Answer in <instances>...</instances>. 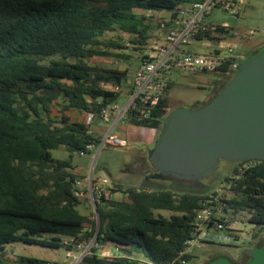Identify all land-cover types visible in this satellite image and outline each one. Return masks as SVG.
Here are the masks:
<instances>
[{"label": "trees", "instance_id": "1", "mask_svg": "<svg viewBox=\"0 0 264 264\" xmlns=\"http://www.w3.org/2000/svg\"><path fill=\"white\" fill-rule=\"evenodd\" d=\"M192 1L204 0H0V264H61L17 254L9 246L21 241L70 250L95 232L98 244H111L119 254L105 257L93 247L79 264H187L193 255L186 251V241L193 237L196 214L205 206L213 209L207 227L222 224L221 229L239 239L230 226L238 220L249 222L258 232L242 243L246 248L263 245L262 159L238 161L225 176L223 189L206 193L113 184L110 189L119 194L103 196L95 207L75 194L76 179L87 176L74 171L72 155L93 139L96 145L101 141V135L88 133L91 123L77 114H98L133 86L129 68L91 64L88 59L130 60L137 70L147 57L154 29L163 36L156 42L164 41L175 26L179 5ZM154 11L170 14L154 24L148 14ZM230 30L207 20L196 39L219 42ZM108 33L117 38H107ZM228 65L213 71L219 76L208 100L233 74L227 72ZM163 82L149 117L139 120V111H133L127 121L157 130L136 170L148 177L174 178L157 172L149 160L162 120L173 110L168 107L173 83L169 78ZM61 146L70 151L69 159L53 157L51 150Z\"/></svg>", "mask_w": 264, "mask_h": 264}, {"label": "rangeland", "instance_id": "2", "mask_svg": "<svg viewBox=\"0 0 264 264\" xmlns=\"http://www.w3.org/2000/svg\"><path fill=\"white\" fill-rule=\"evenodd\" d=\"M226 3V1L224 2ZM227 3L228 0H227ZM232 5L234 10L214 6L212 12L206 17L209 22L221 23L230 26V34L224 40L227 44L232 45L242 58L246 54L264 46V0H235ZM154 24L162 16H168L169 11L151 12ZM166 35V34H165ZM127 37V35H124ZM107 38H117L116 33H108ZM165 37V36H164ZM162 33L154 29L150 43L162 40ZM219 42L212 40H194L187 45V48L196 52L209 53L218 47ZM148 47V46H147ZM130 51V50H129ZM135 53V52H134ZM88 61L91 64H98L106 67L119 69H130V75L136 71V65L130 60H119L113 57H93ZM219 75L215 72H191L180 69H174L169 72L166 79L173 83L168 91V107L174 109L180 106L194 107L198 102L207 101L213 90V81ZM124 96L119 99L123 103ZM58 108V106H56ZM79 113V112H76ZM77 118L87 120V114H77ZM92 130L97 133H105L108 126L101 123L99 117L94 118L91 124ZM142 134H133L134 138L126 139L125 145L106 144L101 150L98 145L90 155H72V165L76 171L95 176L108 177L111 184H120L122 186L144 187L148 189L171 190L177 194L182 193H206L214 190H221L224 186V178L227 176L237 162H231L220 159L216 168L207 176L197 180H185L179 178L148 177L146 174L137 171L143 161V153L149 149L147 141L150 140V130L146 132L144 128L138 131ZM96 133V134H97ZM119 135V134H118ZM51 153L55 158L69 159L70 151L66 147L52 149ZM130 166L132 169H127ZM78 168V169H77ZM79 172V173H80ZM89 207V205H85ZM82 211L88 213L89 209L82 207ZM165 215L171 214L169 210H158ZM233 228L231 233L239 234L240 238L235 239L227 229H218L216 227H206L205 235L198 243L193 244L189 251L192 253L191 259L187 264H204L208 260L218 257L227 256L233 261H238L246 253L247 249L242 243L243 240L252 238L253 233L258 227L249 222H238L230 226ZM264 235L259 231V237ZM17 254L37 256L56 260L61 263L66 261L65 247H48L35 243H25L21 241L12 242L9 246ZM111 245L101 247L99 253L103 255H114ZM69 263V262H68Z\"/></svg>", "mask_w": 264, "mask_h": 264}, {"label": "water", "instance_id": "3", "mask_svg": "<svg viewBox=\"0 0 264 264\" xmlns=\"http://www.w3.org/2000/svg\"><path fill=\"white\" fill-rule=\"evenodd\" d=\"M220 159L264 160V46L240 58L210 100L171 110L149 155L157 172L185 180L209 175ZM245 254V264H264V243ZM204 264L237 263L218 256Z\"/></svg>", "mask_w": 264, "mask_h": 264}, {"label": "built area", "instance_id": "4", "mask_svg": "<svg viewBox=\"0 0 264 264\" xmlns=\"http://www.w3.org/2000/svg\"><path fill=\"white\" fill-rule=\"evenodd\" d=\"M223 0H204L192 1L179 5L178 15L173 18L175 26L167 32L164 41L152 42L148 45L146 54L147 57L140 64L133 74L132 91L125 94L123 103L119 101L110 105H104L100 108L98 114L86 113L88 124H92L94 118L99 117L101 123L108 126V131L101 134V141L98 144L101 150L106 144L111 145H125L126 139L118 135L114 131L117 123H124L129 118V113L139 111L137 119L141 120L149 117L151 110L158 104L161 93L164 90V82L169 72L174 69H180L191 72H213L221 68L225 63L229 62L227 72H234L240 60L239 53L235 48L227 44L222 39L219 41L218 47L211 50L209 53H201L190 50L187 45L192 41L197 40L196 37L200 32L201 25L207 21L206 17L212 12L214 6ZM234 0H228L229 3L222 2V7L234 10L232 5ZM236 11V10H234ZM226 26L225 24H223ZM206 27H203L205 29ZM112 123V124H111ZM94 138L98 135L92 129L88 130ZM93 139L86 147L79 151L80 155H90L92 150H95L98 145ZM86 179H76L77 196L83 197L86 202L96 206L103 196L112 195L115 198L119 193L112 191L113 187L108 177L95 176L93 172L86 174ZM213 214L211 206L201 208L195 218L194 235L186 241V251L190 247L202 240L205 235V230L210 217ZM96 218V217H94ZM233 225V224H232ZM208 227H212L209 225ZM222 224L216 228L221 229ZM91 231V228H89ZM95 235L78 242L73 249L66 251V261L61 264H79L83 257L92 253L93 247L98 248L97 253L101 247H107L109 244L101 245L96 241ZM111 245V244H110ZM114 255L119 254V251L111 245ZM69 262V263H68Z\"/></svg>", "mask_w": 264, "mask_h": 264}, {"label": "crops", "instance_id": "5", "mask_svg": "<svg viewBox=\"0 0 264 264\" xmlns=\"http://www.w3.org/2000/svg\"><path fill=\"white\" fill-rule=\"evenodd\" d=\"M112 124V123H111ZM138 127L139 128H144L146 130V132L148 131V129L150 130V140L147 141V144L150 145L154 142L156 135H157V130L154 128H148V127H143V126H137V125H133L131 123H129L128 121L124 122V123H117L114 127V131L119 134L122 137H128V138H134L133 134H142V131L140 132V130L138 131ZM94 131V130H93ZM94 133H97L96 131H94ZM96 135H101V133H97ZM93 152V150H92ZM78 169V168H77ZM74 171H76V167L74 168ZM80 171H78L79 173ZM81 174L85 175L84 172H80Z\"/></svg>", "mask_w": 264, "mask_h": 264}, {"label": "flooded vegetation", "instance_id": "6", "mask_svg": "<svg viewBox=\"0 0 264 264\" xmlns=\"http://www.w3.org/2000/svg\"><path fill=\"white\" fill-rule=\"evenodd\" d=\"M247 55V54H246ZM248 259V256L246 254H244L240 260L238 261H235L236 263H239V264H245V262L247 261Z\"/></svg>", "mask_w": 264, "mask_h": 264}]
</instances>
